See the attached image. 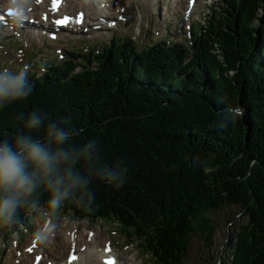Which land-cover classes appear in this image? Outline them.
<instances>
[{"label": "trees", "instance_id": "trees-1", "mask_svg": "<svg viewBox=\"0 0 264 264\" xmlns=\"http://www.w3.org/2000/svg\"><path fill=\"white\" fill-rule=\"evenodd\" d=\"M227 2L228 17L215 11L205 37L194 30L186 42L143 46L116 37L112 47L79 55L84 61L52 63L28 98L0 109V138L25 132L21 114L39 109L45 124L71 130L65 147L95 141L91 159L72 166L87 185L60 208L117 223L155 264H182L193 233L210 245V214L227 206L248 220L221 263L264 264V188L241 180L254 161L264 174V24H255L264 23V0ZM237 107L244 114L230 124L227 110ZM241 152L245 173L233 168ZM104 168L124 182L102 181L96 170ZM48 198L42 185L31 199L48 206ZM32 211L21 207L16 222Z\"/></svg>", "mask_w": 264, "mask_h": 264}, {"label": "clouds", "instance_id": "clouds-1", "mask_svg": "<svg viewBox=\"0 0 264 264\" xmlns=\"http://www.w3.org/2000/svg\"><path fill=\"white\" fill-rule=\"evenodd\" d=\"M27 3L28 0H8V8L15 10L13 19L17 22L24 18L22 13ZM33 88L27 67L16 71L0 69V109L28 98ZM227 111L230 124L244 114L239 107ZM20 119L25 132L11 139L0 138V225L3 226L16 222L21 207L36 209L31 198L42 185L49 192L48 207L59 209L74 188L87 185L88 181L73 172L72 166L84 156L91 159L95 148V141L91 140L82 148L65 147L72 137L71 130L54 120L45 124L39 109L27 113L26 118L21 114ZM40 129L44 130L43 138L34 137L32 133ZM96 174L109 184L119 186L124 182L122 173L109 168L97 169ZM37 235L45 238L48 232L41 229Z\"/></svg>", "mask_w": 264, "mask_h": 264}, {"label": "rangeland", "instance_id": "rangeland-1", "mask_svg": "<svg viewBox=\"0 0 264 264\" xmlns=\"http://www.w3.org/2000/svg\"><path fill=\"white\" fill-rule=\"evenodd\" d=\"M212 2L216 5V9L221 11L223 13V16L228 17V13L230 11L226 1L224 0H207L199 1L197 8L200 10V14L193 16V20H197L199 22H202L203 24H206L208 21V17L210 15L209 9L205 7L207 3ZM166 4L169 5V8H167ZM186 0H127V7L125 10V14L128 16L125 18L122 22H119L114 28V30L106 29V30H95L94 32L97 33L95 35L94 41L90 42L88 45L91 47H94L96 44H99L100 41L102 44H109L110 40L115 35H128L131 38H136L142 40L144 43L147 42L148 37H153L156 35V32H161L162 27H164L165 20L168 21V24L171 25L170 33L174 35L175 39H182L185 37L188 26H186V23L183 21V23L178 24V20L181 17V12L185 8ZM164 6V7H163ZM159 16V21H158ZM222 16V17H223ZM96 20L98 18H95ZM256 25L259 26V28H263V22L256 21ZM196 28L199 29V24H196ZM128 30V31H127ZM261 35V34H260ZM34 40V37H33ZM7 41L2 40V45L4 43L6 46L11 45L12 48L20 47L25 42L21 39H15L11 38L9 40V43H6ZM213 44L217 46V37L215 32L213 33ZM63 46V45H62ZM65 46V45H64ZM56 47H59L56 45ZM71 47H81L73 45L72 40L70 41V44H66V48ZM53 47L50 45V47L46 46V49H52ZM54 51V50H53ZM36 53V46L33 45L29 47L28 51L25 52V60L23 62H13L9 59H4L0 57V69H8L9 66H13V63H15V69L14 71L18 70V68H22L23 64L27 61H34L32 58H34V55ZM11 54H14V51L11 52ZM45 59H55L56 56L52 54L51 52H46L44 55ZM35 62V61H34ZM44 63V61H43ZM32 69V68H28ZM123 96H121L122 98ZM253 144V143H251ZM245 151V149H244ZM249 153V152H247ZM245 154V152H241L239 156L236 157V160L234 161L233 168L240 171L241 173H245L247 170V162L249 158L243 159L242 156ZM249 157V156H248ZM231 161V160H230ZM256 161L252 162L250 168L252 170H249L248 174L245 177V180L243 178L241 179L243 181V184L247 187L250 185L258 186L262 190L264 188V174L261 170V165L257 167V169H253L252 166L255 164ZM38 210V211H37ZM47 209L45 207L36 209L35 213H43ZM49 210V209H48ZM74 216V215H73ZM212 220H213V226H214V234L212 238V243L210 245H207L204 240V235L201 233H193L191 236V240L189 241V249L188 253L186 254L184 258L185 264H202L205 262L207 263H213V264H222V260L225 258L230 257V247L231 243H235L237 241V233L239 230V226L246 223L248 218L244 215L243 212H240L238 207L235 206H227L224 209L215 211L210 214ZM45 222L37 223L35 221V224L33 227L37 231L39 226L44 224ZM79 228L80 230L84 227H88L92 230L97 231L100 236H103L106 234L107 231H110V229L114 230L113 233V240L120 245L121 250H124L125 252H128L132 248L133 245L125 246L124 239L122 235H120L118 232H116L115 229L118 228L116 224H110V222H105L103 220H95L94 223H89L86 220H79ZM95 226H93V225ZM38 225V228L35 226ZM60 226H63L61 224ZM69 226V224H68ZM67 226V227H68ZM64 227V226H63ZM3 230H5V227L0 225V254L3 252L4 257L3 261H0V264L5 263L7 264V260L9 259V256H13V243L12 238L16 236H20L21 238V246L24 247L31 238V233H9V239L8 244H6V250L4 247V240L7 238V234L5 233L2 240V233ZM63 236V234H60ZM10 244L12 245V248H10ZM5 250V251H4ZM8 250L11 252L13 251V254L10 255L8 253ZM7 251V252H6ZM6 256V257H5ZM8 258V259H7ZM231 258V257H230Z\"/></svg>", "mask_w": 264, "mask_h": 264}, {"label": "bare ground", "instance_id": "bare-ground-1", "mask_svg": "<svg viewBox=\"0 0 264 264\" xmlns=\"http://www.w3.org/2000/svg\"><path fill=\"white\" fill-rule=\"evenodd\" d=\"M6 1L7 0H0L1 3H5ZM68 1L69 2L79 1L81 4H83L85 2V0H68ZM45 7H46V5H40V6L36 7L35 13L34 12L30 13V16L35 15L38 18L40 12L42 11L41 17L45 20L46 23H50L52 20V16L48 13L47 8H45ZM5 8H8L7 4H6ZM117 8H118V6L115 7L113 5H110L107 9L108 10H114ZM108 17L111 18L112 15H108ZM6 29H8V27H6ZM2 31H3V29H2ZM168 32L170 33V31H168ZM60 71L62 72V70H60ZM48 79H46L45 82H47ZM84 216L87 217V215H85V214H84ZM66 224H68V222ZM63 226L65 227L64 224H63ZM70 228H72V229H71L69 235L67 234V231L69 230L68 227H65V229L62 231V233H65L66 235H68L67 237H65V234L63 236L58 235L55 238L57 243L54 242L52 244H48V243L44 244V246H43L44 252H45V258L44 259L48 260L47 258H51L52 264H66V261L65 262L62 261V258H61L62 253L66 254V259H67V254L69 252L70 246L78 248V251L80 252L81 251L80 248H83L85 246V244L88 243L87 249H85L84 251H81L80 256L78 257V259L73 264H102L101 263V257L106 256V254H104V244L103 243L100 244L98 242L99 233H97L98 235L95 234V236L92 238L91 242H88L89 230L86 232V234H79V237H78L76 230L79 231V223L74 222L73 227L70 225ZM69 236H71L72 239H70ZM114 249L118 250L119 252H122V254H124V251L121 250L119 244H116L114 246ZM27 251H30V250H27ZM110 252L111 251H109L108 253L110 254ZM136 253H137L136 257L138 258L139 252L137 251ZM144 254H145V256H147L148 252L146 251V252H144ZM26 255L27 254L23 255V257H22L23 259L26 260V263L27 264H30V263L34 264L36 256H34L33 258H30L28 255H27L28 257H26ZM98 255H102V256L98 258ZM96 259L98 260V263H94V261ZM146 261H147V259H146Z\"/></svg>", "mask_w": 264, "mask_h": 264}, {"label": "snow or ice", "instance_id": "snow-or-ice-1", "mask_svg": "<svg viewBox=\"0 0 264 264\" xmlns=\"http://www.w3.org/2000/svg\"><path fill=\"white\" fill-rule=\"evenodd\" d=\"M70 259H75V256L71 257ZM105 264H113V261L109 258L105 261Z\"/></svg>", "mask_w": 264, "mask_h": 264}]
</instances>
